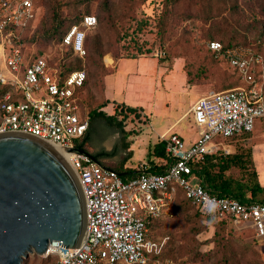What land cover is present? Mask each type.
<instances>
[{"label":"rangeland","instance_id":"obj_1","mask_svg":"<svg viewBox=\"0 0 264 264\" xmlns=\"http://www.w3.org/2000/svg\"><path fill=\"white\" fill-rule=\"evenodd\" d=\"M87 13L94 15L100 24L89 31L88 55L80 60V64L89 72L90 85L103 78L104 81L103 87L97 82L78 93L80 101L84 102L88 93L92 97L102 91L103 95L97 96L96 103L105 102L104 112L116 113L117 118L122 119L132 151V157L124 167L135 168L139 163L148 162L154 144L168 133L177 134L187 146L195 142L206 128L194 124L193 103L217 91L225 80L230 82L233 79L230 76L238 78V88L250 86L238 70L234 73L235 67L224 55L209 51V34L217 37L224 33L227 38L233 35V30H238L241 35L233 36L242 39L246 33L247 46L234 48L245 54L253 76L252 85L264 99V44L257 39L259 31L264 29V0H35L36 20L28 32L27 43H20L23 54L45 58L51 70L59 71L62 65L72 66L75 57L60 46V37ZM55 14L62 20L61 26L53 21ZM55 23L59 27H55ZM14 35L23 37L25 33L14 31ZM94 38L97 40L95 47L92 44ZM133 55L137 57L131 59ZM106 56L113 60V65L105 64ZM123 105L134 109L127 113L122 110L124 118L118 112ZM81 107L88 115L83 104ZM180 115L184 117L163 134ZM245 137L230 142V138L215 136L211 144L217 148L225 146L228 152L241 155L238 158L245 169L256 172L259 185L263 187L264 119H257L253 132ZM112 142L109 139L103 146L110 150ZM244 167L233 168L231 176L243 179L246 176ZM172 223L177 224L172 229L171 241L181 249L183 241L178 237L183 236L187 228L181 218L168 224ZM243 226L237 227L241 233L228 230L226 235L238 238L241 245H249L256 251L252 233ZM213 233L214 227L209 225L194 237L185 234V242L193 245L199 254H204L213 248V242H209ZM159 239L168 242L166 235ZM255 243L260 245L258 239ZM186 258L187 264H191L190 256H184L182 260ZM40 259L31 253L21 264H49L40 263ZM180 260L178 258L175 263L164 259L159 263L179 264ZM247 260L253 264L264 262L262 255L257 258L252 253Z\"/></svg>","mask_w":264,"mask_h":264},{"label":"built area","instance_id":"obj_2","mask_svg":"<svg viewBox=\"0 0 264 264\" xmlns=\"http://www.w3.org/2000/svg\"><path fill=\"white\" fill-rule=\"evenodd\" d=\"M35 20L33 0H0V85L8 87L0 95V135H25L67 152L66 162L81 191L85 224L79 246L61 247L54 241L40 257H52L56 264H149L150 255L159 254L166 243V239L150 238L149 224L172 206L180 188L203 216L230 218L234 226L244 225L260 241L256 248L264 258V204L210 195L190 166L216 151L213 137L251 133L255 121L264 118V99L252 85L245 54L209 42L210 51L224 55L250 86L197 99L191 107L192 120L206 132L188 146L175 133L163 136L171 161L163 173H150L149 164L142 162L136 175L120 176L87 154L69 151L88 126V115L81 116L75 95L85 72L63 75L51 70L43 57H24L14 43V31ZM95 25L94 16H84L62 37L60 46L84 59L85 35ZM221 148L228 153L225 146Z\"/></svg>","mask_w":264,"mask_h":264},{"label":"trees","instance_id":"obj_3","mask_svg":"<svg viewBox=\"0 0 264 264\" xmlns=\"http://www.w3.org/2000/svg\"><path fill=\"white\" fill-rule=\"evenodd\" d=\"M33 5L35 8V0H33ZM86 15L94 16L89 13L84 14L80 18L79 22L72 24L70 28L74 25H80L82 18ZM57 16V14L53 15V21L60 23L59 26H61L62 20H58ZM98 23L100 24V21H97L96 18V25L94 28L97 27ZM165 24L166 23L163 21V25ZM59 26L55 23V27ZM32 27L33 23L31 21L28 23V25H26L23 30L15 29V31H17L18 33H25L23 37L19 36L13 39L14 43L20 49V43H27V40L29 39L27 35ZM94 28H92L91 30H93ZM68 30L65 31L60 37V42L62 37L68 32ZM89 31L86 32L84 39V48L86 51L85 58L88 55L86 42L88 39L87 35ZM32 33H34V31ZM232 33L233 35H241V32H239L238 30H233ZM243 34L244 37L242 39H236L238 36L233 35L225 38L224 33L223 35H219L217 37H213L211 34H209V39L210 42L215 41L220 43L222 49L226 50L237 47L239 45L247 46L246 33L244 32ZM263 37L264 29L259 31L257 36V39L262 44H264ZM96 42L97 40L94 38L92 41L94 47L97 44ZM258 47L260 48V46ZM66 50H68L70 55L72 54L70 49ZM72 55L75 57V62L73 63V65L67 67L62 65L59 72L63 75H68L72 71L84 70L85 81L83 82L82 86L76 90L75 95L78 101L81 116L85 113L83 108L81 107V104L84 105V109L88 113L87 129L81 137L73 141L74 147H77L83 152H85V154L89 155L95 162H97L103 168L113 170L120 176L136 175V172L134 170L124 168L123 166L126 161L131 159L132 151H130L129 148L130 142L127 141L129 134L126 133L124 130V123L122 122V119H118V114L116 113L106 114V112H104L103 110L104 106L106 105L105 102L103 104L96 103L97 96H99L100 93L103 95L102 91H100L98 95H94L92 97H90V94L88 93L87 99L84 100V102L80 101V93H78V90H82L83 88L89 89L91 86H93L99 81L94 82L92 85H90L88 81L89 72H86L80 64L81 59L75 56L74 54ZM24 57L30 58L26 55H24ZM136 57V55H133L131 56V59H135ZM234 70V73L237 72L236 68H234ZM249 74L251 75L250 68ZM104 76H106V74ZM230 78H233L234 80L232 79L230 82H228L229 80H225L224 82H222L220 88L214 92H222L238 88V78H234L231 76ZM103 81L104 78L103 80H101V82H99L101 87H103ZM7 90L8 87L0 85V95H2ZM122 110L127 113L133 111L134 109L123 105L121 107V110H118V112L121 113L119 115L124 118V115L122 116ZM247 134L249 133L233 136L230 138V142L235 140L237 141L240 139H246L247 137L245 136ZM114 136H116L117 138ZM109 139H112L113 142L111 149L107 150L103 146V144ZM150 156L152 157L147 163L150 166L149 172L153 174L163 173L166 166L171 162L169 155L165 151V142L162 139H160L154 144V147L150 152ZM238 156L241 155L236 152L225 153L222 148H217L216 151L212 154L206 155L203 160L190 163L192 174L196 177V179L199 180L200 184L210 193V195L223 197L230 196L245 203L254 202L264 204V186L262 187L259 185L258 178L256 177L257 173L246 170ZM241 166L244 167L243 172H246V176L243 178L244 180L233 178L230 174L231 170L233 168L236 169ZM177 218H181L183 225L185 226V228H187L185 234H190V236L192 237L203 232L209 225L214 227L213 236L209 241L210 243L213 242V248L205 252L204 254H199L193 245L185 242V234L183 236L180 235L178 237L181 238V241H183L181 249L176 248L171 241V236L172 229L177 223H172L173 225L168 223L172 221L174 222ZM228 230H234L241 233V231H239V229L233 225L232 220L230 218L217 219L208 216H203L198 211L197 207L191 204V202L185 197L184 191L180 188H177L174 193L172 206L162 211L160 217L156 220H152L149 224V236L151 239L160 240L159 238L161 236H168V242L164 244L161 252L159 254L150 255L149 264H156L157 262L159 263L160 260L164 259H171L176 263V260L178 258L181 259L179 264H187V261L189 260L187 258L185 260H182L184 256H190V260L192 262L191 264H193L194 262H198L199 264H243L242 262L246 264H253L252 262L247 260L250 253L254 254L257 258H259V256L261 255L258 249L256 248V239L254 238V236L251 234L252 238L254 239V249H256V251L253 250L249 245H241L239 243L238 238L234 239L232 238V236L226 235V232H228ZM196 245L199 244L197 243ZM32 258L33 257H30V259ZM41 262L56 264V260L52 257L42 258L40 259V263ZM262 264H264V262Z\"/></svg>","mask_w":264,"mask_h":264},{"label":"water","instance_id":"obj_4","mask_svg":"<svg viewBox=\"0 0 264 264\" xmlns=\"http://www.w3.org/2000/svg\"><path fill=\"white\" fill-rule=\"evenodd\" d=\"M84 225L81 191L64 160L34 138L0 135V264L41 256L54 241L75 248Z\"/></svg>","mask_w":264,"mask_h":264},{"label":"bare ground","instance_id":"obj_5","mask_svg":"<svg viewBox=\"0 0 264 264\" xmlns=\"http://www.w3.org/2000/svg\"><path fill=\"white\" fill-rule=\"evenodd\" d=\"M104 62H105V64L106 65H109L112 61H111V59L109 58V57H104ZM48 146H50V148L59 156V157H61L63 160H64V162L66 163V165L69 167V165L67 164V162H66V158H67V152L66 151H64V150H62L61 148H59L58 146H56V145H48ZM83 236L84 235H82V237L80 238V240H79V242H78V246L80 245V243H81V241H82V239H83Z\"/></svg>","mask_w":264,"mask_h":264},{"label":"crops","instance_id":"obj_6","mask_svg":"<svg viewBox=\"0 0 264 264\" xmlns=\"http://www.w3.org/2000/svg\"><path fill=\"white\" fill-rule=\"evenodd\" d=\"M108 57V56H107ZM110 58V57H109ZM111 59V58H110ZM111 63L109 64V65H107V66H111V65H113V60L111 59ZM194 104V103H193ZM184 116L183 115H180L176 120H174V122H173V124L170 126V127H168L167 129H166V131L163 133V134H166L168 131H169V129L170 128H172L177 122H179L182 118H183ZM124 168H127V169H131V170H134L135 171V169H136V167L134 168V167H124Z\"/></svg>","mask_w":264,"mask_h":264}]
</instances>
